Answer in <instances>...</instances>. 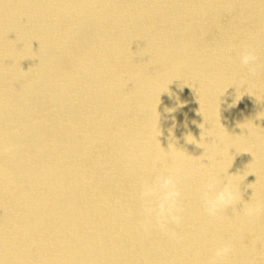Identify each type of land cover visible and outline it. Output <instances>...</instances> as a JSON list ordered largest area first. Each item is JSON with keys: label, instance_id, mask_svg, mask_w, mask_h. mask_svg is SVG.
<instances>
[{"label": "bare ground", "instance_id": "bare-ground-1", "mask_svg": "<svg viewBox=\"0 0 264 264\" xmlns=\"http://www.w3.org/2000/svg\"><path fill=\"white\" fill-rule=\"evenodd\" d=\"M0 264H264V0H0Z\"/></svg>", "mask_w": 264, "mask_h": 264}, {"label": "clouds", "instance_id": "clouds-1", "mask_svg": "<svg viewBox=\"0 0 264 264\" xmlns=\"http://www.w3.org/2000/svg\"><path fill=\"white\" fill-rule=\"evenodd\" d=\"M241 64L249 68L250 71H254V64L256 62V57L251 52H245L241 58ZM159 187L163 191V200L160 204V215L165 216L166 212L168 215L171 214V208L175 205V199L178 197L179 193L175 190V181L172 176L161 177L159 181ZM152 189L147 188L144 192V195L151 196ZM236 193L233 190L231 183L225 184L223 189L216 192L214 195L205 198V210L208 215L214 216L217 211L223 206H229L235 201ZM171 220L173 222L178 223V216H171ZM164 224L161 223V227ZM230 252V248L228 246L219 247L216 249L215 256L222 258L228 255Z\"/></svg>", "mask_w": 264, "mask_h": 264}]
</instances>
